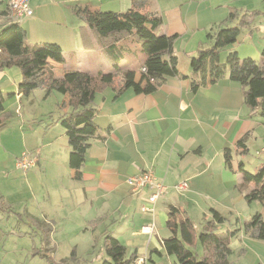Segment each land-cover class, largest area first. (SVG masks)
I'll list each match as a JSON object with an SVG mask.
<instances>
[{
    "label": "crops",
    "instance_id": "1",
    "mask_svg": "<svg viewBox=\"0 0 264 264\" xmlns=\"http://www.w3.org/2000/svg\"><path fill=\"white\" fill-rule=\"evenodd\" d=\"M30 6L33 16L20 24L26 41L56 44L63 52V63H48L54 77L73 70L92 76L114 72L93 37L91 47L84 49L79 30L85 23L74 9L124 13L130 0H30ZM7 8L8 0H0V27L8 24ZM143 11L156 12L159 35L174 39L175 62L165 56L143 67L142 54L136 66L122 67V73L134 71L135 83L141 68L161 72L165 79L150 94L127 89L116 95L111 86L95 94L92 106L99 134L90 140L79 171L69 167L66 130L58 122L71 111L69 97L63 95L61 102H22L20 70H0V93L14 95L4 103L3 112L11 119L0 130V264H52L63 235L65 241L75 240V256L107 258L102 250L107 237L114 252L123 249L124 257L136 258V264H155L152 258H169L173 264L174 257L162 244L171 235V210L197 230L210 219L211 210L218 212L224 218L218 233L239 230L229 241L230 263L264 264V240L243 230L254 215L264 218V201L245 199L254 182L243 180V172L264 168V118L245 105L243 87L230 81L228 73L215 83L192 87L199 76L190 67L200 50L212 47L210 34L238 25L237 42L221 51L220 63L230 53L260 62L264 0H148ZM122 41L119 65L126 64V46H139ZM4 59L0 51V61ZM43 93L47 97L51 92ZM244 137L247 152L242 154L237 143ZM22 153L36 158V165L25 172L16 168ZM146 170L166 187L153 205L147 201L152 190L131 194L125 183ZM182 182L188 188L176 193L173 187ZM141 206L153 212L143 213ZM151 225L149 234L142 230ZM92 248L100 250L90 254Z\"/></svg>",
    "mask_w": 264,
    "mask_h": 264
},
{
    "label": "trees",
    "instance_id": "2",
    "mask_svg": "<svg viewBox=\"0 0 264 264\" xmlns=\"http://www.w3.org/2000/svg\"><path fill=\"white\" fill-rule=\"evenodd\" d=\"M131 6L124 13L91 12L85 8H75L74 13L83 20L84 27L80 28L84 49L91 47V37L96 46L104 51L111 62L114 72L98 73L95 76L85 72L73 70L56 78L48 67L49 61L63 63L61 48L56 44H29L26 33L20 24L8 23L0 27V51L5 59L0 61V70L16 67L21 72V82L18 92L22 97L29 95L36 89H42L49 94L57 92L69 97L70 113L58 118V122L66 130L70 147L69 167L79 171L84 162L85 153L91 139L98 137V128L94 123L96 109L92 106L96 93L111 86L116 95L124 90L132 89L135 94H150L164 81V75L153 69H146L141 73L138 83L134 82V71H126L122 75L121 84L114 85L118 64L122 60V48L117 44L129 39L132 44L139 45L145 56L144 66L167 56L171 64L175 62L172 54L173 38L159 35L161 19L156 12L143 11L148 0H130ZM233 13L228 19H232ZM240 26L219 29L209 35L213 42L209 49L200 50L190 61L193 75L199 76L198 81L192 82V87L212 84L228 73L229 80L239 83L244 89V103L254 115L264 118V50L260 62L251 59L238 58L236 53H230L225 63H220L219 56L226 47L237 42ZM142 69V68H141ZM152 80V81H151ZM14 97L13 94L0 93V130L6 127L11 115L4 111V103ZM245 137L237 143V148L245 154ZM226 163L230 161L228 150L224 152ZM244 182H254V189L245 196L248 203L264 201V168L256 173L243 172ZM0 208L4 203L0 198ZM210 219L204 220L197 230L193 223L180 217L177 211L168 213L167 228L171 235L162 242L167 255L174 257L173 264H231L229 256L231 250L229 241L237 230L218 233V225L224 218L211 210ZM245 232L252 231L258 240H264V218L260 214L254 215L243 225ZM102 250L107 260L101 264H130L136 258L124 257V251L114 252L106 237ZM38 251V250H37ZM40 256L45 257L44 254Z\"/></svg>",
    "mask_w": 264,
    "mask_h": 264
},
{
    "label": "built area",
    "instance_id": "3",
    "mask_svg": "<svg viewBox=\"0 0 264 264\" xmlns=\"http://www.w3.org/2000/svg\"><path fill=\"white\" fill-rule=\"evenodd\" d=\"M8 23L21 24L25 19L31 18L33 16V10L30 6V0H8ZM141 73H146V69L142 68ZM152 81V80H151ZM36 165V158L30 154L22 153L16 160V168L23 172L28 171L30 168ZM131 194H139L145 189L152 190L147 201L149 204L153 205L156 203L158 198L162 196L166 190L164 184L158 180L152 171L146 170L137 175L129 176L125 180ZM174 190L176 193L184 192L188 186L186 182L179 183L175 185ZM141 212L151 214L152 209L141 206ZM151 226H145L142 228L145 233H150L152 231Z\"/></svg>",
    "mask_w": 264,
    "mask_h": 264
},
{
    "label": "rangeland",
    "instance_id": "4",
    "mask_svg": "<svg viewBox=\"0 0 264 264\" xmlns=\"http://www.w3.org/2000/svg\"><path fill=\"white\" fill-rule=\"evenodd\" d=\"M125 41H121L118 43V48L121 49L123 46L122 44H124ZM128 47L129 50H126V64H123L121 62V64H118L119 69H117L116 71V78H115V82L117 84L122 82V67L125 66H129V67H133L136 66L138 64V56L142 55L141 52V48L140 46H134V45H128L126 46ZM137 48V49H135ZM44 91L42 89H36L34 90L29 97H24L22 99V102H26V101H32V102H61L60 100H62V96L61 94L53 91L50 93L49 96H45V93H43ZM46 97V98H45ZM66 237V235H63L61 237L62 241L59 242L58 247H55V256L56 258H53L52 264H60L61 262L63 264H101L103 261L107 260L108 258H94V257H90L86 256V255H82L81 256H75L72 251H75V247L71 244L72 242H75V240H70L65 241L64 238ZM98 250H100V248H95ZM95 249H91L90 250V254L91 252L93 253L95 251ZM51 251L48 250L46 251V254L48 255ZM49 257V256H48ZM128 259V258H127ZM54 260L56 262H54ZM139 261V260H138ZM140 262H144V259H141ZM152 262L155 264H169L170 260L169 258H152ZM50 263V262H49ZM139 263V262H138ZM130 264H136V259L132 260V263ZM147 264H151L150 262H147Z\"/></svg>",
    "mask_w": 264,
    "mask_h": 264
}]
</instances>
